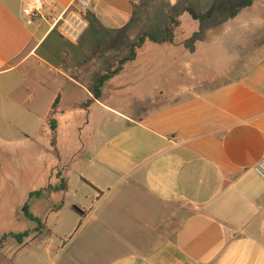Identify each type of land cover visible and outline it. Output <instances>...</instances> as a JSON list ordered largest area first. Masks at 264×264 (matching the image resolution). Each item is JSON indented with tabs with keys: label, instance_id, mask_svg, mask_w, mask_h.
<instances>
[{
	"label": "crops",
	"instance_id": "obj_1",
	"mask_svg": "<svg viewBox=\"0 0 264 264\" xmlns=\"http://www.w3.org/2000/svg\"><path fill=\"white\" fill-rule=\"evenodd\" d=\"M147 1L91 0L88 28L73 43L51 25L59 15L75 11V0H51L44 8L47 20L31 26L23 16L27 0H0V84L17 78L3 86L8 99L20 92L33 111L37 93L51 86L29 83L36 82L34 72L68 71L63 67L73 64L67 46V52L55 56L56 41L67 42L76 53L93 43L131 41L130 29ZM49 39L56 41L50 45ZM93 52L90 48L80 61ZM125 72L134 84L149 71ZM229 73L219 86L149 118L123 114L112 100L78 102V109L87 108L88 119L94 113L111 114L121 127L103 140L100 132L95 134L94 148L83 151L78 182L67 166L68 191L49 186L48 192L62 198L37 217L48 231L43 242L11 236L32 227L5 234L13 246L9 249L1 239L3 263L264 264V180L254 172L264 158V57L246 71ZM55 100L44 116L47 123ZM62 107L59 116L65 117ZM73 187L83 196L72 195ZM75 205L85 217L74 212ZM65 225L70 228L61 233Z\"/></svg>",
	"mask_w": 264,
	"mask_h": 264
},
{
	"label": "rangeland",
	"instance_id": "obj_2",
	"mask_svg": "<svg viewBox=\"0 0 264 264\" xmlns=\"http://www.w3.org/2000/svg\"><path fill=\"white\" fill-rule=\"evenodd\" d=\"M243 1L149 0L142 3L141 16L130 29L131 41L122 39L113 45L93 43L87 45L83 53L74 52L73 46L67 42L58 43L49 39L50 45L56 41L53 45L55 56L67 52L66 46L71 49L73 64L63 67L68 71H47L43 68L34 72L32 79L36 82L28 80L29 83L42 86L46 82L51 86L37 93L33 111H29L20 92L14 94L15 100L8 99L3 86L16 83V77L7 78L4 84H0V241L3 238L7 240L10 249L13 241L5 234L32 227V230L24 232L22 242L30 239L43 242L48 234L44 220L41 219L40 223L29 221L24 217L22 208L30 201L31 212L43 218L50 207L60 204L62 195L47 191L31 199V193L49 190L50 187L55 190L61 186L67 166L71 169V179L78 182L84 172L80 169L85 163L83 151L91 150L95 134L100 132L99 140H103L121 127V123L113 122L115 117L111 114L94 113L88 119L84 111L87 108L78 109V102L88 105L96 99L93 89L102 78L122 67L117 77L105 80L100 90V101L112 100L113 108L138 120L153 117L166 108L198 97L222 84L225 74L230 72L228 75L232 77L263 58L264 0H253L249 8L231 17L226 9L237 8ZM188 4L195 5L203 13L210 10L213 4L225 8L212 20L203 23L194 21L186 13L181 14L172 43L146 41L141 48L133 50L144 35L170 38V17L181 13ZM90 48L94 52L80 61ZM132 52L135 59L121 65V60L131 57ZM125 71L149 72L142 83L133 84L126 79ZM58 94L63 102L58 112H62V107L66 113L65 117H60V112L55 115L60 122L55 135L44 116ZM23 134L31 139H26ZM96 143L99 142L96 140ZM74 194L76 197L83 196L76 187L72 190ZM93 201L96 199H89L90 203ZM69 228L65 225L59 231L63 233ZM0 264H4L1 256Z\"/></svg>",
	"mask_w": 264,
	"mask_h": 264
},
{
	"label": "trees",
	"instance_id": "obj_3",
	"mask_svg": "<svg viewBox=\"0 0 264 264\" xmlns=\"http://www.w3.org/2000/svg\"><path fill=\"white\" fill-rule=\"evenodd\" d=\"M253 4V0H244L242 2V4L237 7V8H234L232 10L230 9H226L228 14L231 16V17H236L238 16L242 10L246 9V8H249L251 5ZM225 7L224 6H217V4H213L212 7L210 8V10H208L207 12L203 13V12H200L198 10V8L195 6V5H192V4H188L186 5L181 13H177L175 14L174 16H171L170 17V23H169V31H170V38H167V39H158L154 36H149V35H144V36H141L138 43L135 44L133 46V50L134 49H138V48H141L146 41H150V42H153V43H158V44H164V43H172V35H173V32L174 30L177 28L178 24H179V21H178V18L181 16V14H188L191 16V18L194 20V21H199V22H206V21H210L212 20L217 14H220L223 9ZM135 59V56H134V53L132 52V56L130 57H127L125 58L124 60H121L120 64L123 65L125 64L126 62H129V61H133ZM122 67L119 68V70L117 71H113L111 75L109 76H105L104 78H102L100 84L98 86H96L94 89H93V95L95 96V98L97 100H100V90H101V87H103V84L105 82V80H107L108 78H112L114 76H116L117 74H119V72L121 71ZM60 101H61V98L60 96L57 97V99L55 100L53 106H52V109H51V114H50V118L48 120V124L50 125L52 131L54 132V134L56 135V131L58 129V124H57V120L55 119V115L58 113V110H59V105H60ZM53 144L55 145L56 142L54 141ZM82 180L88 184L89 186L93 187L95 190L98 191V193L102 194L98 189H96V187H94V185H92L89 181H87L86 179L82 178ZM63 184L59 187H57L55 190L56 191H63V192H66L68 191V184H67V181L64 179ZM48 190H42V191H39V192H34V193H31V196L30 198L33 199L34 196H39L41 194H43L44 192H47ZM63 203L60 205L62 206ZM73 210H75L76 213H78L80 216L82 217H85V211L84 210H81L80 208L76 207V206H73ZM22 213L24 214V217L27 218L29 221L33 222V223H40V219L35 217L32 212H31V208H30V201H28L27 203H25V205L23 206L22 208ZM25 234H22V235H11L17 239L21 238L22 236H24Z\"/></svg>",
	"mask_w": 264,
	"mask_h": 264
},
{
	"label": "built area",
	"instance_id": "obj_4",
	"mask_svg": "<svg viewBox=\"0 0 264 264\" xmlns=\"http://www.w3.org/2000/svg\"><path fill=\"white\" fill-rule=\"evenodd\" d=\"M51 4V0H27L23 8V16L28 26L38 21H46L44 8ZM75 11L59 15L51 25L52 30L59 28L61 35L70 42H77L88 28L86 20L91 6V0H75ZM254 172L260 179L264 180V158L260 159L254 166Z\"/></svg>",
	"mask_w": 264,
	"mask_h": 264
}]
</instances>
